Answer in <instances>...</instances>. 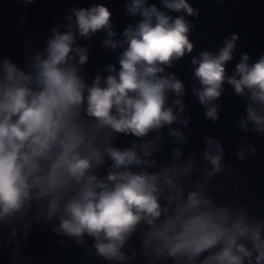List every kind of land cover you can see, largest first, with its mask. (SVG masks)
I'll return each instance as SVG.
<instances>
[{
	"label": "clouds",
	"instance_id": "clouds-1",
	"mask_svg": "<svg viewBox=\"0 0 264 264\" xmlns=\"http://www.w3.org/2000/svg\"><path fill=\"white\" fill-rule=\"evenodd\" d=\"M200 15L189 0H128L123 16L136 19L120 32L105 4L72 6L22 65L0 55V248L14 245L11 264H28L20 253L37 227L104 264H264V208L232 175L259 154L249 136L264 137V53L253 60L231 33L194 55ZM100 34L115 61L89 82L91 48L77 41ZM189 57L206 120H220L225 85L244 101L238 163L213 136L185 156L189 89L171 69Z\"/></svg>",
	"mask_w": 264,
	"mask_h": 264
},
{
	"label": "water",
	"instance_id": "water-1",
	"mask_svg": "<svg viewBox=\"0 0 264 264\" xmlns=\"http://www.w3.org/2000/svg\"><path fill=\"white\" fill-rule=\"evenodd\" d=\"M127 2L128 0H36L35 3L25 7L19 4L18 0H0V55L7 56L13 62L22 65L26 54L34 53L44 47L45 41L51 35L52 27L57 23H66L63 18L72 6L90 7L96 3L105 4L115 13L116 28L122 32L126 24L134 23L136 19L123 16ZM148 2L160 6V0H148ZM189 3L193 8H199L201 12L198 20L193 19L197 25L191 37L196 45L194 55L203 49L215 50L221 45L223 38L231 33L240 35L239 50L249 52L253 60L264 53V0H226L224 4H220L218 0H189ZM23 17L27 19L21 24ZM101 39L103 34L94 37L91 41H77L78 44L82 46L87 44L91 48L90 63L84 70L89 82L97 71L115 61V55L111 50L105 52L100 48ZM238 60L237 56L236 61ZM189 61L190 57L171 69L180 76L189 89L185 101L187 110L192 116V123L185 132L192 140V144L185 149V156L189 152L203 149L204 138L213 136L224 145L226 159L238 163L235 152L244 133L236 128V123L245 114L244 101L235 96L233 90L225 85L226 90L220 101L223 105L220 120L216 124L206 120L203 109L190 91L193 80ZM236 61L229 64V73L234 69ZM129 139L131 138H121L117 143L126 144ZM249 140L259 148V154L246 164L240 165L243 169V177L236 169H233L232 175L234 180L244 181L236 188V193L251 198V206L257 210L264 208V137L249 136ZM171 146H173L172 141L168 140L164 153L168 159H171L169 151ZM231 183L232 181H229V184ZM261 214L264 215V212ZM3 239H7V231ZM59 240L60 238L51 230L45 231L37 227L26 241L27 247L21 251L20 256L29 257L28 264H104L95 257L91 259L82 257L80 255L82 249L71 241H68L67 249L63 248ZM12 247L14 245H10L9 249L0 248V264H11L9 251ZM133 264L137 262L134 261Z\"/></svg>",
	"mask_w": 264,
	"mask_h": 264
}]
</instances>
